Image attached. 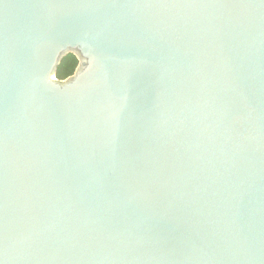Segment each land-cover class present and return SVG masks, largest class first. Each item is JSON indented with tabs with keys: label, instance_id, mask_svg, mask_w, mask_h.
Returning a JSON list of instances; mask_svg holds the SVG:
<instances>
[{
	"label": "water",
	"instance_id": "water-1",
	"mask_svg": "<svg viewBox=\"0 0 264 264\" xmlns=\"http://www.w3.org/2000/svg\"><path fill=\"white\" fill-rule=\"evenodd\" d=\"M0 264H264V0H0Z\"/></svg>",
	"mask_w": 264,
	"mask_h": 264
},
{
	"label": "trees",
	"instance_id": "trees-1",
	"mask_svg": "<svg viewBox=\"0 0 264 264\" xmlns=\"http://www.w3.org/2000/svg\"><path fill=\"white\" fill-rule=\"evenodd\" d=\"M79 66V60L75 55H68L62 59L57 71L56 78L60 81L72 77Z\"/></svg>",
	"mask_w": 264,
	"mask_h": 264
}]
</instances>
